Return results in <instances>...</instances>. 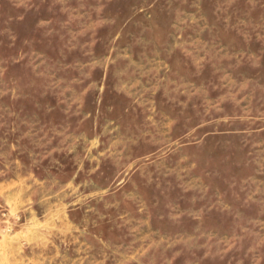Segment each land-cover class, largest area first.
I'll use <instances>...</instances> for the list:
<instances>
[{
	"label": "rangeland",
	"instance_id": "obj_1",
	"mask_svg": "<svg viewBox=\"0 0 264 264\" xmlns=\"http://www.w3.org/2000/svg\"><path fill=\"white\" fill-rule=\"evenodd\" d=\"M0 264H264V0H0Z\"/></svg>",
	"mask_w": 264,
	"mask_h": 264
}]
</instances>
